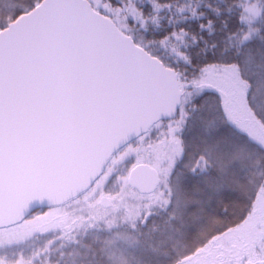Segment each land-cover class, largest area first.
<instances>
[{"label":"snow or ice","instance_id":"snow-or-ice-1","mask_svg":"<svg viewBox=\"0 0 264 264\" xmlns=\"http://www.w3.org/2000/svg\"><path fill=\"white\" fill-rule=\"evenodd\" d=\"M0 264H264V0H0Z\"/></svg>","mask_w":264,"mask_h":264},{"label":"rangeland","instance_id":"rangeland-1","mask_svg":"<svg viewBox=\"0 0 264 264\" xmlns=\"http://www.w3.org/2000/svg\"><path fill=\"white\" fill-rule=\"evenodd\" d=\"M251 228L252 224L250 222L240 225V227L228 233L227 236L221 237V242L216 244V249H221L224 247L225 244L232 243L235 241L247 243L250 238Z\"/></svg>","mask_w":264,"mask_h":264},{"label":"trees","instance_id":"trees-1","mask_svg":"<svg viewBox=\"0 0 264 264\" xmlns=\"http://www.w3.org/2000/svg\"><path fill=\"white\" fill-rule=\"evenodd\" d=\"M242 225V224H241ZM34 243H39V241H34Z\"/></svg>","mask_w":264,"mask_h":264}]
</instances>
